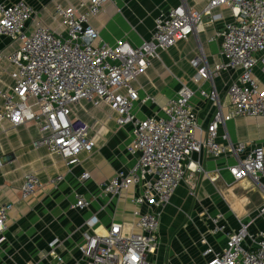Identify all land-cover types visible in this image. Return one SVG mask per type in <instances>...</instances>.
<instances>
[{"label": "built area", "instance_id": "1", "mask_svg": "<svg viewBox=\"0 0 264 264\" xmlns=\"http://www.w3.org/2000/svg\"><path fill=\"white\" fill-rule=\"evenodd\" d=\"M111 1L84 0L76 6L56 3L52 17L60 30L35 19V10L26 2H0V35L18 42L8 56L12 83L0 91V122L13 127L34 122L40 136L33 147L59 155L66 165L77 164L78 154L91 152L94 147L89 125L70 118L73 105L82 100L93 105L104 102L117 114V126L131 125L127 151L136 156L135 162L99 187L102 194L116 196L131 186H140L141 192L132 202L136 207L146 204L150 210H135L137 231L125 232L121 223L114 222L103 234L85 232L78 249L83 264H149L147 255L155 250L162 213L194 154L232 158L227 166L231 183L249 180L260 186L264 180V137L259 144L231 143L226 134L218 137V128L227 121L264 116V84L254 75L256 66L264 75V0H209L201 11L190 9L181 0L161 10L153 19L149 38L135 46L122 39L106 43L100 31L91 26L90 18L103 12ZM221 6L230 9L232 18L220 33L222 62L212 71L202 50L191 61L196 68L191 80L196 84L209 82L208 89H197L199 95L216 106L206 129H199L196 136L198 125L191 104L194 91L186 85L167 100L161 115L135 116L134 103L143 104L152 98H140L132 82L159 57V50L198 33L205 16L209 22L219 19L220 13L211 12ZM227 69H237L238 73L226 89L224 112L212 73ZM81 177L88 178V174ZM61 179L57 175L48 184L55 186ZM39 186L35 174H25L21 198ZM88 203L79 196L72 207L82 209ZM11 208V203L0 204V243L5 240ZM260 214L263 227L255 237L248 234L249 224L240 223L220 250L207 244L201 253L203 264H264V205ZM218 217L212 220L216 222ZM247 237L251 238L250 245L245 244Z\"/></svg>", "mask_w": 264, "mask_h": 264}, {"label": "crops", "instance_id": "2", "mask_svg": "<svg viewBox=\"0 0 264 264\" xmlns=\"http://www.w3.org/2000/svg\"><path fill=\"white\" fill-rule=\"evenodd\" d=\"M23 1L35 10V19L44 25L58 29L53 20V6L78 5L84 0H0L14 3ZM141 3H140V2ZM181 0H112L98 16L90 18V24L100 31L103 41L113 44L122 39L139 45L149 38L153 20L146 15L155 7V16L161 11L177 5ZM193 10L201 11L209 0H183ZM131 5L130 7L127 5ZM212 14L221 17L209 22L205 16L202 29L173 46L158 51V58L151 60L146 71L132 82L140 98L148 96L149 102L133 105L137 117L161 115L167 100L176 95L182 85L194 91L191 104L194 108L198 128L206 129L215 111V104L201 97L198 88L208 89L209 82L194 83L196 73L193 58L202 50L211 70L222 62L220 56V33L232 20L229 8L212 9ZM18 47V42L0 35V91L12 83V65L8 56ZM237 69H227L213 74V84L227 112L226 89L235 79ZM260 84L264 75L260 66L254 69ZM2 99L0 97V106ZM117 114L101 102L93 105L82 100L72 106L70 118L89 125V136L94 142L91 152L81 151L78 163L66 165L57 154L45 148H34L32 143L39 138L37 124L27 122L13 127L0 122V204L11 203L5 240L0 243V264H83L79 252L83 234L105 233L110 225L119 222L125 232L137 231L135 210L147 212L149 206L136 207L132 198L141 192L140 186H131L116 196L102 194L99 185L117 172H125L136 160L127 151L132 138L131 125L117 126ZM231 143L247 142L259 144L264 137V116L237 117L218 128L219 139L223 135ZM184 178L165 207L157 232L155 250L147 255L149 264H203L202 251L208 245L220 250L228 234L236 231L240 223L255 217L258 207L264 205V180L252 188L256 202L249 193L236 191L252 185L249 180L231 183L227 166L232 163L229 156L211 158L194 154ZM33 173L41 186L27 198H21L23 176ZM88 178L83 179L82 174ZM57 175L62 179L55 186L48 180ZM82 196L89 203L82 209L72 207L76 198ZM257 212V211H256ZM219 214L216 222L212 219ZM263 227L249 225V236L255 237ZM251 238L245 239L250 245ZM57 257L61 258L57 262Z\"/></svg>", "mask_w": 264, "mask_h": 264}, {"label": "rangeland", "instance_id": "3", "mask_svg": "<svg viewBox=\"0 0 264 264\" xmlns=\"http://www.w3.org/2000/svg\"><path fill=\"white\" fill-rule=\"evenodd\" d=\"M140 2V1H139ZM141 3V2H140ZM130 7L131 5H127V7ZM155 17V7H153L152 9H150V11L147 13L146 15V21H148L149 19H151V21L154 19ZM255 185L252 184V185H249L248 187H244V188H237L236 191H240L242 193H249L251 198H252V201L256 202V207H258L260 205V202L258 200H256V196L254 195L253 191H252V188H254ZM260 208L261 207H258L255 211V217H253L252 219H250L247 224L249 225H258V224H261L262 220H263V217L262 215L260 214Z\"/></svg>", "mask_w": 264, "mask_h": 264}]
</instances>
